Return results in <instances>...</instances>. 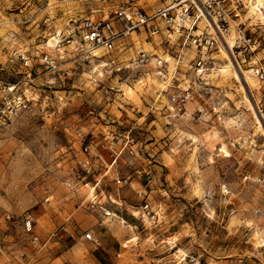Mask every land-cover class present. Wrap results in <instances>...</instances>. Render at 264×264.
<instances>
[{"label": "rangeland", "instance_id": "obj_1", "mask_svg": "<svg viewBox=\"0 0 264 264\" xmlns=\"http://www.w3.org/2000/svg\"><path fill=\"white\" fill-rule=\"evenodd\" d=\"M169 1L136 3L151 12ZM99 9L92 1L0 0V264H29L58 250L62 237L67 251L86 233L94 241L75 248L81 264H111L87 225L93 186L106 224L125 233L116 264H264V216L255 214L264 210V83L249 60L238 69L224 53L199 83L192 51L143 33L92 58L79 30ZM258 39L261 60L264 27ZM44 54L57 70L42 64ZM188 86L193 95L179 106L173 97ZM88 146L94 172L82 180ZM76 210L80 223L70 225ZM25 215L38 246L24 232Z\"/></svg>", "mask_w": 264, "mask_h": 264}, {"label": "built area", "instance_id": "obj_2", "mask_svg": "<svg viewBox=\"0 0 264 264\" xmlns=\"http://www.w3.org/2000/svg\"><path fill=\"white\" fill-rule=\"evenodd\" d=\"M72 1H92L101 5L99 17L86 18L80 24V41L86 48L85 54L92 58L100 50L106 54L114 52L117 44L130 34L143 33L148 38L163 37L166 42L176 44L180 51H192L194 56L191 66L199 83H204L209 73L216 69L214 57L222 53L231 66L238 69L240 63L246 64V60H249L253 76L264 83V56L261 60L258 58L261 47L258 37L264 27V0H170L151 12L138 7L137 0H121L119 4L113 5H110L113 0ZM108 7L109 12H106ZM252 7L256 8L255 13ZM71 42L68 38L67 43ZM41 62L53 70L58 69L57 62L47 54H44ZM24 63L27 65V61L24 60ZM193 92L192 86H188L173 97L174 101L184 106L190 101ZM113 145L108 148L112 149ZM90 154V146L82 150L84 158L79 163L82 180L94 172ZM115 183L119 186L128 184L124 180H115ZM66 186L73 194L78 192L76 183L68 182ZM95 187H92L86 200L90 209L98 207ZM223 193L228 194L227 190ZM141 211L146 217L152 213L147 203L141 207ZM255 214L264 216V210H258ZM23 223L24 232L30 236L32 245H40L41 240L34 231L31 217L25 215ZM54 237L55 234H52L51 238ZM83 238L94 241L90 233L84 234ZM2 245L5 246L4 240H0V248ZM23 257L24 254H19L20 259ZM185 261L186 257L180 263ZM189 263L200 264L194 258H190Z\"/></svg>", "mask_w": 264, "mask_h": 264}, {"label": "crops", "instance_id": "obj_3", "mask_svg": "<svg viewBox=\"0 0 264 264\" xmlns=\"http://www.w3.org/2000/svg\"><path fill=\"white\" fill-rule=\"evenodd\" d=\"M123 194V193H122ZM106 210L101 206H98L95 211L90 215L88 227H92V232L97 234L100 243V255L104 260H107L108 263L116 264L115 256L118 254V250H116V246L120 244V238L124 236V232H122L118 228H111L106 224L107 217L102 215V211ZM96 213V214H95ZM80 213L76 210V214H74L70 220V225L79 224L80 222ZM91 221V222H90ZM58 243H54V245L58 248V250H54L51 254L45 255L41 258H31V262L29 264H81L80 258L78 255H75V248H77L80 244L83 243V237H72L74 242H71L70 249L67 251L59 250L62 248V243H66V238H60ZM68 240V239H67ZM72 250V251H71ZM74 250V251H73ZM166 257H162L157 259L156 262L150 264H162V261L165 260ZM143 262V261H142Z\"/></svg>", "mask_w": 264, "mask_h": 264}, {"label": "bare ground", "instance_id": "obj_4", "mask_svg": "<svg viewBox=\"0 0 264 264\" xmlns=\"http://www.w3.org/2000/svg\"><path fill=\"white\" fill-rule=\"evenodd\" d=\"M251 10H252L253 13H255L256 8H255V7H252ZM54 39H55V38H54ZM228 44H229V46L231 47V44H232V43H231L230 41H229Z\"/></svg>", "mask_w": 264, "mask_h": 264}]
</instances>
